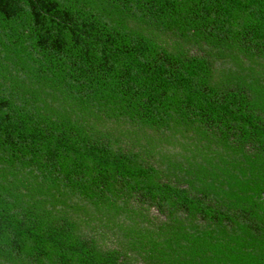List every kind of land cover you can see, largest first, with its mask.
Returning a JSON list of instances; mask_svg holds the SVG:
<instances>
[{
  "label": "trees",
  "instance_id": "obj_1",
  "mask_svg": "<svg viewBox=\"0 0 264 264\" xmlns=\"http://www.w3.org/2000/svg\"><path fill=\"white\" fill-rule=\"evenodd\" d=\"M0 264H264V0H0Z\"/></svg>",
  "mask_w": 264,
  "mask_h": 264
}]
</instances>
